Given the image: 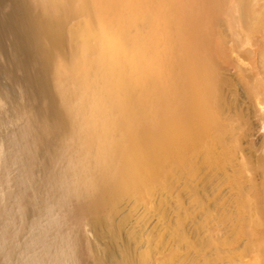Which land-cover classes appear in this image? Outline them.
Here are the masks:
<instances>
[{"label": "bare ground", "instance_id": "6f19581e", "mask_svg": "<svg viewBox=\"0 0 264 264\" xmlns=\"http://www.w3.org/2000/svg\"><path fill=\"white\" fill-rule=\"evenodd\" d=\"M224 6L0 0V107L19 111L16 127L0 139V264H82L81 233L67 230L59 243L54 237L70 219L85 220L94 264H183L178 248L162 254L170 242L192 246L184 218L169 227L167 204L174 198L180 207L185 188L203 209L197 187L214 173L230 186L226 263L264 264V118L255 171L243 122L223 95V48L213 31V20L239 14L243 46L252 57L259 48L255 100L264 113V42L257 43L264 39V0ZM27 189L30 207L44 196L33 217ZM20 216L31 229L13 260L7 240L23 234ZM203 239L192 246L194 257L224 264L215 240Z\"/></svg>", "mask_w": 264, "mask_h": 264}, {"label": "rangeland", "instance_id": "374dc122", "mask_svg": "<svg viewBox=\"0 0 264 264\" xmlns=\"http://www.w3.org/2000/svg\"><path fill=\"white\" fill-rule=\"evenodd\" d=\"M238 0H225L224 8L230 6L234 8L235 4ZM235 9V8H234ZM7 10V7H4V11ZM239 14L234 10L229 12V15L223 14L219 19H215L213 21V31L219 36L223 48V54L219 58V71L220 75L223 79L222 83V91L224 97L231 103V107L235 110L238 115L233 116L236 120H238V116H240L241 122H243L242 128L243 131V147L245 149V154L247 160L249 161V165L255 171L259 170V162L260 156L262 153V143L260 138V127L261 121L264 118V113L259 107V104L255 100V90L256 84L259 85V75H262L263 71L259 62V48H257L254 56L252 57L251 52L247 51L248 46H243V39L244 34L243 31L240 29V26L237 22V16ZM264 42L263 38H259L257 43L262 44ZM250 63H254V68H251L249 65ZM257 71L259 74L253 77V72ZM3 81V80H2ZM225 81V82H224ZM257 82V83H256ZM260 86H258V89ZM261 90H264V86H261ZM264 92V91H263ZM264 100V96H262ZM8 106V110L5 111L0 107V139L2 136L5 138L7 132L16 127L17 116L19 115V111L17 112L13 105L10 103ZM245 118V119H244ZM1 142V140H0ZM219 171V170H218ZM214 177L211 182H207L206 184H199L197 187V191H201L202 196L204 197V204L203 209H199V206L192 200L186 192L185 188L181 189L184 193V199L181 201L180 207L177 206L175 203L174 198H171L168 202V219L171 220L169 222V227L172 229L174 225V217L184 218V229L189 237L191 245H195V241L198 239L204 240L203 238H212L215 240V245H218V257L221 256L223 258V263L228 264L227 262V248H229V210L231 204V198H229V189L230 186L226 182H222L220 175L216 173L212 174ZM258 181V180H257ZM28 190V189H27ZM34 191V190H33ZM39 195V204L32 205L31 204V196H32V189L28 190V195L24 198L27 202L32 217L37 211L38 206H41L44 196ZM175 207L178 208V214L176 212ZM155 217L151 218L149 222L155 221ZM17 225L21 228L23 227L24 230L20 229V231H24L22 233L13 232V236L8 238L7 243L13 248L14 255L13 260L19 257L20 249L23 245H25V239H28L26 236L29 235L30 229L28 228L30 225L29 222L23 224V221L20 217H17L16 220ZM27 227V228H26ZM85 220H76L70 219L69 222L61 223L59 228H56L53 233L55 239L59 242L64 241L66 235V231H70L71 233H78L83 235V243H82V252H83V262L82 264H94L91 259V252H90V244L92 236L89 235V239L87 238V233L85 232ZM28 229V232H27ZM59 231V232H58ZM27 232V234H26ZM170 238H172L170 236ZM174 240V239H173ZM25 241V242H24ZM21 244V245H20ZM170 242V246L163 248L162 251L167 258H169L174 252V249H179V254L182 257L183 264H186L191 257L195 258V249L191 246L188 247L183 243H179L175 245V247ZM180 247V248H179ZM44 248V247H43ZM194 249V250H193ZM48 250L50 253H56V249L51 246H48ZM55 250V252H54ZM58 250V249H57ZM209 250V249H208ZM211 253L212 258L216 257L213 249L209 250ZM208 251V252H209ZM209 253V254H210ZM214 253V254H213ZM162 254H154V258L156 261H159V258ZM62 255L60 252L56 254V258ZM193 255V256H192ZM58 257V258H59ZM63 257V259H62ZM60 258L64 259L62 255ZM57 258V259H58ZM176 259V258H175ZM1 260H6V258L1 256ZM195 264H220L214 262L204 263L202 260L195 258ZM5 264H13L12 260L4 261Z\"/></svg>", "mask_w": 264, "mask_h": 264}]
</instances>
